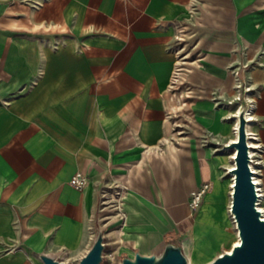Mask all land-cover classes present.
Segmentation results:
<instances>
[{"label":"crops","instance_id":"1","mask_svg":"<svg viewBox=\"0 0 264 264\" xmlns=\"http://www.w3.org/2000/svg\"><path fill=\"white\" fill-rule=\"evenodd\" d=\"M243 65L263 171L264 0H0V264H77L98 229L104 254L170 240L212 255L230 226L221 144L237 137Z\"/></svg>","mask_w":264,"mask_h":264},{"label":"water","instance_id":"2","mask_svg":"<svg viewBox=\"0 0 264 264\" xmlns=\"http://www.w3.org/2000/svg\"><path fill=\"white\" fill-rule=\"evenodd\" d=\"M245 109L243 103L238 115V141L221 144L223 150L232 152L235 149L236 152L234 166L227 172L234 175L230 213L235 221L239 243L232 246L230 252L223 251L206 264H264V217L256 206L258 196L249 168ZM105 249L103 231L98 229L94 241L77 264H101ZM38 257L43 264H71L45 253H38ZM119 264H189V261L181 246L169 240L150 253L136 250L132 256H122Z\"/></svg>","mask_w":264,"mask_h":264},{"label":"built area","instance_id":"3","mask_svg":"<svg viewBox=\"0 0 264 264\" xmlns=\"http://www.w3.org/2000/svg\"><path fill=\"white\" fill-rule=\"evenodd\" d=\"M245 68V65H243L242 67L240 66H236L232 68V74L234 76L235 79V83H234V89H235V93L234 96L232 97V99L229 100V103L235 104L236 105V110L237 111L239 108H241L242 104L245 103L246 105V109H245V113L250 112L252 113L253 110V106H252V100L249 96L250 92H251V87L249 85L246 84L244 77L241 75V70ZM189 71V66L188 64H186V62H181L175 69L173 77H172V84L173 86H180L183 84L184 81V76L186 75V73ZM248 109V110H247ZM244 113V115H245ZM234 114V113H233ZM234 119V118H233ZM246 121H249L250 123L252 121H254L253 117L252 119H246ZM253 136L257 139V135L255 132H253ZM254 139V140H256ZM250 150H252V153H249V157H250V162H249V168L253 173V177L256 175L255 170L258 171V166L260 163L259 159H256V153L259 150V147L254 148V147H250L248 146ZM252 177V179H253ZM254 182V180H253ZM70 185L75 189V190H81L82 188H84V186L87 183V178L85 176H83L80 172H76L74 175H72V177L69 180ZM255 184V190L257 192V196H258V192H259V188L256 186L257 184L254 182ZM213 189V184L211 182H205L202 185H200L199 187L195 188L194 190H192L189 194V199H188V207L191 211H195L196 209H198L203 201V198L206 194H208L209 192H211ZM114 200V204H115V209H118V203L120 200V194L119 192H117L115 195H113L111 201ZM105 256V254H104Z\"/></svg>","mask_w":264,"mask_h":264},{"label":"rangeland","instance_id":"4","mask_svg":"<svg viewBox=\"0 0 264 264\" xmlns=\"http://www.w3.org/2000/svg\"><path fill=\"white\" fill-rule=\"evenodd\" d=\"M234 108L236 109L235 104H234ZM182 115L185 117V114H183V112H182ZM251 131L253 132L252 128H251ZM256 157H257L256 159H258L257 154H256ZM230 165H231V161H228L225 169H223L224 171L222 172V178L224 181L223 183L227 187V195L229 197L228 204L230 201V179H231V176L228 174L227 169H228V166H230ZM259 167H260V165L258 166V176L261 177V179L263 180V186H264V170L260 171ZM111 202H112L111 204L114 205V200H112ZM261 206L264 207V202L261 203ZM112 208H114V206ZM227 213H228L229 220H230V226L227 229L228 237L225 240H223L219 245H217V247H215L213 254L210 256L204 255L203 257H195V258H191V256H188L187 258H188L189 264H206L209 261H211L214 257H216L218 254L222 253L223 251H227V250L231 249V247H232L231 243L233 242V240L235 238V229H234L233 224L231 222V215L229 214L228 210H227ZM235 241H236V238H235ZM230 245H231V247H230ZM120 259H121V257L119 256V253L112 251V249H109V250H107V253L105 254V257L103 258V261L101 264H119Z\"/></svg>","mask_w":264,"mask_h":264},{"label":"bare ground","instance_id":"5","mask_svg":"<svg viewBox=\"0 0 264 264\" xmlns=\"http://www.w3.org/2000/svg\"><path fill=\"white\" fill-rule=\"evenodd\" d=\"M238 115H239V112H238L237 115L234 114V119L236 121V127H235L236 128V130H235L236 136H238V125H239ZM252 117H253L252 113H250V112L245 113V119H247V120L248 119H252ZM245 131H246V135H247V143H248V146L257 148V147H255L256 145L253 142V141H255L254 139H256V138L253 136V132L251 131L250 122L249 121H247V124H246V127H245ZM237 141L238 140H237V137H236V140H234V142H237ZM232 152H233V156H232V161L233 162H232V166L231 167L234 166V158H235V154H236L235 149L232 150ZM248 152L249 153H252L253 151L249 149ZM234 168H236V167H234ZM234 168H232V169H234ZM227 171H228V169H227ZM255 173H256V175L253 177V180L257 184L256 186L259 188L258 199H257L256 206H257V209L261 212L262 216L264 217V207L261 206V203L264 202V186H263V180L261 179V177L258 176V171L257 170H255ZM228 174H229V172H228ZM229 175L231 176V185L230 186H231V193H232V190H233L232 187H233V184H234L233 183L234 182V175L233 174H229ZM232 218H233V215H232ZM233 220H234V218H233ZM234 223H235V221H234ZM238 243H239V237H238V233H237V240L235 241V243L233 244V246L236 245V244H238ZM230 250H227V251L230 252Z\"/></svg>","mask_w":264,"mask_h":264}]
</instances>
